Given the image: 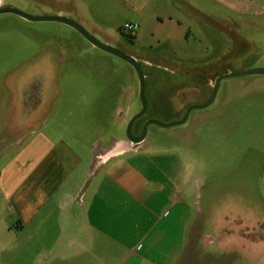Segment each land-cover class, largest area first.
Returning a JSON list of instances; mask_svg holds the SVG:
<instances>
[{
	"label": "rangeland",
	"instance_id": "rangeland-1",
	"mask_svg": "<svg viewBox=\"0 0 264 264\" xmlns=\"http://www.w3.org/2000/svg\"><path fill=\"white\" fill-rule=\"evenodd\" d=\"M4 1L29 15L43 6ZM139 13L138 38L121 29L130 15L120 11L94 37L134 55L144 75L133 137L149 120L170 124L205 105L220 75L264 69V0H168ZM141 109L129 63L68 25L0 14V168L36 130L80 148L126 139ZM143 142L174 156L189 225L219 238V264H264V75L222 80L210 105L180 125H148Z\"/></svg>",
	"mask_w": 264,
	"mask_h": 264
},
{
	"label": "crops",
	"instance_id": "crops-1",
	"mask_svg": "<svg viewBox=\"0 0 264 264\" xmlns=\"http://www.w3.org/2000/svg\"><path fill=\"white\" fill-rule=\"evenodd\" d=\"M162 2L168 0H42L29 13L67 17L97 37L96 24L114 12L141 25L139 12ZM12 3L0 0V7ZM31 133L0 168V264L221 262L219 238L189 225V190L165 148L122 137L80 148L48 132Z\"/></svg>",
	"mask_w": 264,
	"mask_h": 264
},
{
	"label": "water",
	"instance_id": "water-1",
	"mask_svg": "<svg viewBox=\"0 0 264 264\" xmlns=\"http://www.w3.org/2000/svg\"><path fill=\"white\" fill-rule=\"evenodd\" d=\"M6 13L18 15V16H20V17H22L28 21H32V22L48 21V22H58V23L68 25V26L72 27L73 29H75L80 35H82L94 47L124 60L125 62L129 63L134 68V70L138 76V79H139V96H140V99L142 102V109L139 113H137L132 118H130V120L127 123L126 139L132 145H138L144 140L146 129H147L148 125L155 124L157 126L164 127V128L175 126V125H180V124L184 123L187 114L192 109L204 108V107H207L208 105H210V103L212 102L213 97L216 93L217 86L222 80L227 79V78L246 76V75H264V69H261V68L222 74L216 79L212 97L205 105H203L201 107L189 108L186 111L185 116L181 120H179L177 122L170 123V124H161L155 120H149L143 125L140 136L139 137H133L131 134L132 126L137 119H139L140 117H142L144 115L145 110H146V104H145V100H144V88H145L144 75L140 69L139 63L137 62V60L134 57L126 55V54L110 47L109 45L97 40L96 38L92 37L87 31H85V29H83L78 23H76L75 21H73L72 19H69L67 17H62L59 15H29V14H26V13L18 10L15 7H11V6L0 7V14H6Z\"/></svg>",
	"mask_w": 264,
	"mask_h": 264
},
{
	"label": "built area",
	"instance_id": "built-area-1",
	"mask_svg": "<svg viewBox=\"0 0 264 264\" xmlns=\"http://www.w3.org/2000/svg\"><path fill=\"white\" fill-rule=\"evenodd\" d=\"M137 28H138V25L133 22H126L121 27L123 31L128 32L132 36L135 34Z\"/></svg>",
	"mask_w": 264,
	"mask_h": 264
},
{
	"label": "flooded vegetation",
	"instance_id": "flooded-vegetation-1",
	"mask_svg": "<svg viewBox=\"0 0 264 264\" xmlns=\"http://www.w3.org/2000/svg\"><path fill=\"white\" fill-rule=\"evenodd\" d=\"M139 136H140V133L137 136H135V137H139Z\"/></svg>",
	"mask_w": 264,
	"mask_h": 264
}]
</instances>
